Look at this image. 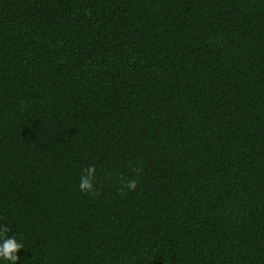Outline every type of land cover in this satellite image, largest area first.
I'll return each instance as SVG.
<instances>
[{
    "label": "trees",
    "instance_id": "1",
    "mask_svg": "<svg viewBox=\"0 0 264 264\" xmlns=\"http://www.w3.org/2000/svg\"><path fill=\"white\" fill-rule=\"evenodd\" d=\"M0 224L16 264H264V0H0Z\"/></svg>",
    "mask_w": 264,
    "mask_h": 264
},
{
    "label": "clouds",
    "instance_id": "2",
    "mask_svg": "<svg viewBox=\"0 0 264 264\" xmlns=\"http://www.w3.org/2000/svg\"><path fill=\"white\" fill-rule=\"evenodd\" d=\"M95 167L89 165L82 170L79 177L78 189L81 193L92 194L94 192ZM137 188V180L129 179L120 187L121 194L125 191L132 192ZM9 228L4 224H0V264H16L17 253L23 249V245L17 241L15 236H9L7 233Z\"/></svg>",
    "mask_w": 264,
    "mask_h": 264
}]
</instances>
